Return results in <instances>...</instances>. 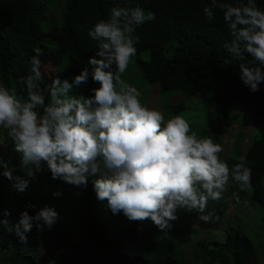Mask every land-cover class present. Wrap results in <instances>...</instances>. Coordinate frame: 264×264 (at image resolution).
I'll return each mask as SVG.
<instances>
[{"label":"clouds","instance_id":"obj_1","mask_svg":"<svg viewBox=\"0 0 264 264\" xmlns=\"http://www.w3.org/2000/svg\"><path fill=\"white\" fill-rule=\"evenodd\" d=\"M217 10L233 37L224 45L230 54L225 63L238 61L240 80L258 92L264 83V9L256 0L235 5L211 0L203 9L208 22L216 18ZM154 19L140 6L113 7L109 17L89 31L97 50L71 81L57 77L45 84L35 50L30 73L18 81L25 97L0 85V128L7 130L21 156L20 166L27 169L24 176L17 175L15 167L0 159V174L11 189L27 192L35 173L45 170L54 180L85 189L89 178L99 174L92 180L97 199L106 200L113 214L123 212L130 221L150 219L166 231L182 210H197L206 223L218 221V215L205 210L210 200L222 199L230 177L241 190L252 187V169L245 157L230 168L219 155L224 150L220 143L199 137L181 114L165 121L160 110L141 103V92L123 78L137 55L136 29ZM89 76L99 87L86 96L80 89ZM249 203L243 201L245 207ZM27 208L36 205L29 202ZM10 215L8 210L3 213ZM58 215L48 206L34 215L24 210L18 223L4 218L0 227L27 243L34 227L39 233L51 231Z\"/></svg>","mask_w":264,"mask_h":264},{"label":"trees","instance_id":"obj_2","mask_svg":"<svg viewBox=\"0 0 264 264\" xmlns=\"http://www.w3.org/2000/svg\"><path fill=\"white\" fill-rule=\"evenodd\" d=\"M49 1L0 0V82L3 86L15 89L18 98L25 97L18 81L30 73L35 50L39 51V59L46 57L57 67V77L71 81L88 66L89 57L97 50V42L88 35L95 23L107 19L113 7L152 9L155 19L136 29L140 37L137 56L145 50L151 55L149 60L138 58L144 78L161 84L163 90L214 95L222 106L216 135L223 133L232 103H244L243 124L254 125L260 132L244 157L252 169L253 198L264 205V83L258 92H251L239 78V62L225 63L230 54L224 45L230 44L233 37L219 10L212 22L206 20L203 9L210 6L211 0H58V7L61 8L60 1L63 3L59 14L49 13ZM223 2L235 5L246 0ZM256 3L264 9V0H256ZM174 41L173 56L168 57L166 51ZM41 71L45 84H50L53 79L42 65ZM98 87L89 76L88 84L80 91L86 96L92 95L91 89ZM4 134L7 152L1 159L16 168L15 174L24 176L27 169L20 166L21 156L5 129ZM225 161L231 168L240 158L229 157ZM0 169L3 172V168ZM98 175L89 178L87 188H82L85 220L71 205L70 195L59 190L57 180L52 179L47 170L36 172L32 178L29 188L35 196L26 197L13 189L6 190L3 181L0 182V219L6 218L13 225L18 223L21 212L9 205L27 208L29 202L36 205L34 211L48 206L59 214L51 231L46 229L39 235L40 239L37 230H32L27 234V243L0 227V256L8 258L11 264H49L50 258L42 253L41 247L47 238L43 246L56 254L55 264H184L190 246L184 243V238L188 236V242H194L195 237H191L189 230L195 217L166 231H161L150 219L130 221L125 217L123 220L121 212L113 214L106 200L97 199L92 180ZM55 192L62 195L54 196ZM224 209L215 212L223 213ZM5 210L11 215L4 217ZM208 212L212 211L207 210L205 214ZM197 220L204 223L199 216ZM262 223L264 225V217ZM246 241V247H254L251 239ZM257 246L264 250L263 243L258 242ZM92 247L104 253L96 263L92 262ZM252 253L256 262L255 250ZM204 264L226 263L208 261Z\"/></svg>","mask_w":264,"mask_h":264},{"label":"rangeland","instance_id":"obj_3","mask_svg":"<svg viewBox=\"0 0 264 264\" xmlns=\"http://www.w3.org/2000/svg\"><path fill=\"white\" fill-rule=\"evenodd\" d=\"M58 0L49 1V13L59 14L63 9V3ZM60 9V10H59ZM149 12L154 14L152 9H145V14ZM46 43L51 46L55 42ZM174 41L166 51L168 57L173 56L172 47L175 46ZM143 60H149L150 51L145 50L139 56ZM137 55L133 57V62L129 65L128 70L124 73L123 78L132 86L136 87L141 92V103L149 108L160 110L165 121L176 114H181L190 124L192 130L199 137L210 136L214 142L220 143L223 146V152L220 153L222 160L229 157L240 158L247 154V151L254 140L259 138V129L254 125L243 124L244 103L235 101L230 106V114L228 121L224 124L222 134L216 135L215 128L218 126V118L222 111V106L217 103L214 95H203L200 93L189 95L184 91L179 90H163L161 84L153 83L146 80L139 67V58ZM41 65L48 75L55 79L57 77V67L46 57H40ZM0 85L1 82H0ZM0 141H4L0 145V159L7 152L6 139L4 129L0 128ZM0 173L2 170L0 169ZM3 181V182H2ZM0 182L5 185L6 190H11L10 182L0 174ZM264 182V179H263ZM59 190L67 192L70 195V202L73 208L79 211L80 215L85 220L87 217L85 210V201L82 202V188L69 185L60 180H57ZM226 190L223 193L222 199L218 203L210 200L207 205V210L214 212L220 219L214 223H199L197 210L193 212L180 211L178 219L172 224H181L183 221L195 217V221L190 228L191 237H195L194 242L189 241L188 236H185L184 243L190 244L187 250L184 264H204L208 261L223 262L226 264H264V250L257 246L258 242L264 244V205L253 198V184L251 188H246L241 192L240 185L234 180L229 179L225 186ZM35 193L32 188H29L24 193L26 197H31ZM35 196V195H34ZM250 201L245 207L243 201ZM21 202H24L21 200ZM13 210L22 212L27 210L30 215H34L35 211L19 204L9 205ZM225 208L224 212L216 213L215 210ZM121 218L124 220L125 215L121 212ZM32 230H36L35 227ZM46 230V229H45ZM48 232V230H47ZM37 236L42 233L37 232ZM44 234V233H43ZM197 234V236H196ZM40 239L42 237H39ZM251 239L253 248L246 247V240ZM47 238L41 244L42 253L48 256L50 260H56V254L50 253V250L44 248ZM255 250L257 261L254 262L252 252ZM46 251L48 253H46ZM92 262L96 263L100 257L104 255L102 250L92 247ZM0 264H11L8 258L0 256Z\"/></svg>","mask_w":264,"mask_h":264}]
</instances>
